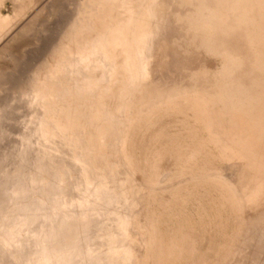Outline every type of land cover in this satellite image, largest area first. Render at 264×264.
<instances>
[{"label":"bare ground","instance_id":"bare-ground-1","mask_svg":"<svg viewBox=\"0 0 264 264\" xmlns=\"http://www.w3.org/2000/svg\"><path fill=\"white\" fill-rule=\"evenodd\" d=\"M6 1L0 57L55 25L27 82L37 151L0 191V264H162L157 205L201 224L181 235L191 264L220 234L259 264L244 249L264 236V0Z\"/></svg>","mask_w":264,"mask_h":264},{"label":"rangeland","instance_id":"rangeland-1","mask_svg":"<svg viewBox=\"0 0 264 264\" xmlns=\"http://www.w3.org/2000/svg\"><path fill=\"white\" fill-rule=\"evenodd\" d=\"M8 5L11 6V9L7 8ZM16 11L17 9L16 7L14 8L11 0H7L6 6H3L2 8L3 15H7L10 12L11 15H13ZM49 20L46 19L44 21L45 24L41 25L32 22V29L30 31H26L23 36H20V42L14 49L12 48V53L6 52L0 57L2 60L1 64L3 67V77L5 80H7L6 84L4 85V89L0 91V191L5 188L4 191H1L3 192V195L4 192L6 193L7 191L6 187H9V184L11 186V183H14V180L16 182L17 175L20 179V175L23 176L26 174V172H29L27 170V162L30 157L34 155L33 153L37 151L35 143L36 134L34 131L33 122L34 115H32L33 111H31L32 107L30 105V98L28 97L30 94L28 92L27 82L31 74V69L39 63L42 64L46 61L44 59V55L48 46H46L44 43H41L38 38H41L42 36L44 38L46 35H49L50 37L53 36L52 26L55 25L53 22L55 19L52 18V21ZM52 23L53 25L51 26ZM28 98L29 100L27 101ZM210 162L213 164L215 163L211 158ZM21 163L26 167L23 168L24 166L22 167L20 165ZM13 167H15L16 170L15 168L13 169ZM20 167L26 172L23 170L21 173ZM224 168V170L227 171V168ZM18 171L20 172V175L17 173ZM1 192L0 196L2 195ZM155 207L153 208L154 212H150V225L147 226L148 232L150 231V239L152 240V243L149 245L151 250H148L147 253L156 255L157 252L159 253L162 251L164 254V262L162 264H191V256H189V252L184 246L181 235H195L199 229H202L201 224L198 225L196 223L195 218L190 212L181 214L177 210L164 209L165 207L160 205ZM35 223L36 222H34V224H29L32 227L27 226L29 228L25 229V233L28 232L27 230H29V232L24 234V238H30L29 236L32 234L31 231L34 230L38 225ZM204 227H206V229H213L215 227V222H213V220L207 215L204 218ZM226 232L228 233L230 231L226 230ZM218 236L214 237L212 240L213 247L217 246V249H214V251L212 248L209 249V246L206 247V249H201V251H206V255L203 258L201 256V258L197 260L195 264H244V261L239 259L242 257V254L238 252V250H234V247H232L234 246V243L231 242L232 238L227 244H225L228 240V237L224 234H220ZM235 237L238 239L241 238L238 236V234L234 236V240ZM223 243L225 246L222 248L221 245H223ZM244 251L247 252L248 256L252 260L254 255L258 257V260H260L259 264H264V236H259L258 238L254 239L251 244L246 246Z\"/></svg>","mask_w":264,"mask_h":264}]
</instances>
